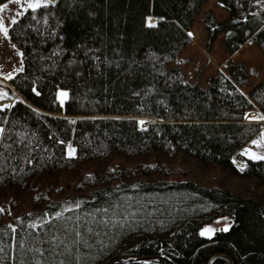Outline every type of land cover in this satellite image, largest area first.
Wrapping results in <instances>:
<instances>
[{
    "label": "trees",
    "instance_id": "1",
    "mask_svg": "<svg viewBox=\"0 0 264 264\" xmlns=\"http://www.w3.org/2000/svg\"><path fill=\"white\" fill-rule=\"evenodd\" d=\"M206 1L46 0L11 23L0 264H264V159L242 152L264 131V77L245 90L256 69L231 57L264 51V0H218L222 20ZM197 20L230 54L208 87L179 55ZM220 214L227 231L201 235Z\"/></svg>",
    "mask_w": 264,
    "mask_h": 264
},
{
    "label": "rangeland",
    "instance_id": "2",
    "mask_svg": "<svg viewBox=\"0 0 264 264\" xmlns=\"http://www.w3.org/2000/svg\"><path fill=\"white\" fill-rule=\"evenodd\" d=\"M46 0H7L0 5V105L12 102L10 88H13L9 79L22 69V51L15 46L9 36L8 27L20 15V13L29 5L34 3H43ZM207 9H212L216 17L220 20L228 16V11L218 3V0H207L203 3L201 14ZM7 29V34L3 31ZM194 36L192 42L185 46L179 55L186 58L181 62L183 71L191 81H198L204 87L209 86L208 76L216 68L226 69V63L230 54L226 49L223 34H219L210 48H207L208 32L201 20H197L191 29ZM194 40V41H193ZM235 60H245L249 66L255 67V70H249L250 78L246 82L244 89L249 90L257 81L264 77V51L254 41H248L238 52L232 56ZM176 64L175 61L167 62L171 67ZM61 93H67V96H61ZM68 89L59 87L57 96L61 103H64L68 97ZM250 117H260L256 110L248 112ZM242 152L248 156H264V131L253 137L242 149ZM240 165H243L240 162ZM232 217L228 214H220L213 220L201 226L200 232H206L204 236H211L215 231L229 228L232 223Z\"/></svg>",
    "mask_w": 264,
    "mask_h": 264
},
{
    "label": "snow or ice",
    "instance_id": "3",
    "mask_svg": "<svg viewBox=\"0 0 264 264\" xmlns=\"http://www.w3.org/2000/svg\"><path fill=\"white\" fill-rule=\"evenodd\" d=\"M48 2L49 3H51L52 2V0H48ZM41 5H40V3L39 2H37V3H34V4H29L28 5V7L29 8H37V7H40ZM3 31L5 32V34H7V29L6 28H3ZM61 96H67V93H61ZM262 119H264V118H262ZM253 158L254 159H264V156H253ZM225 231H227V228H225L224 229ZM205 234H207L206 232H204V233H201V235H205Z\"/></svg>",
    "mask_w": 264,
    "mask_h": 264
},
{
    "label": "crops",
    "instance_id": "4",
    "mask_svg": "<svg viewBox=\"0 0 264 264\" xmlns=\"http://www.w3.org/2000/svg\"><path fill=\"white\" fill-rule=\"evenodd\" d=\"M193 38H194V36H193ZM194 41V40H193Z\"/></svg>",
    "mask_w": 264,
    "mask_h": 264
}]
</instances>
